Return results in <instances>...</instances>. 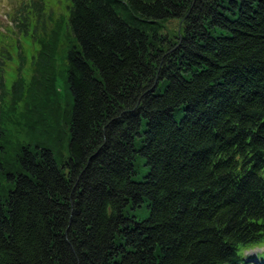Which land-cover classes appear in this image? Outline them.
I'll use <instances>...</instances> for the list:
<instances>
[{"label":"trees","instance_id":"1","mask_svg":"<svg viewBox=\"0 0 264 264\" xmlns=\"http://www.w3.org/2000/svg\"><path fill=\"white\" fill-rule=\"evenodd\" d=\"M62 1L0 39V264H252L264 0Z\"/></svg>","mask_w":264,"mask_h":264},{"label":"rangeland","instance_id":"2","mask_svg":"<svg viewBox=\"0 0 264 264\" xmlns=\"http://www.w3.org/2000/svg\"><path fill=\"white\" fill-rule=\"evenodd\" d=\"M19 2L20 0H0V39L4 43L8 42L10 39L16 38V36H14L13 34L14 30L9 25H10L11 10L13 7L17 6ZM43 2L45 3L48 9H53L52 14L55 15V16L52 15L51 20L47 22L46 26L51 27L52 22L54 21L53 17L56 18V16H64L65 14V9H64V4H63L64 2L62 0H43ZM176 23H177V20L174 18L165 20L162 24L161 31L162 32H167V30L174 31V29L176 28ZM59 86H61L60 80H59ZM181 114H182V111H175L174 118L178 120ZM142 127H144L143 123H142ZM134 168H135V173L132 174V178L134 180H140L147 170L146 165H144L143 163V157L137 156L135 158ZM260 251L264 253L263 252L264 244L251 246L250 248L243 250V254L248 256L247 259H249V261L252 264H260L258 256H255V253H258V255L260 256V253H261Z\"/></svg>","mask_w":264,"mask_h":264}]
</instances>
